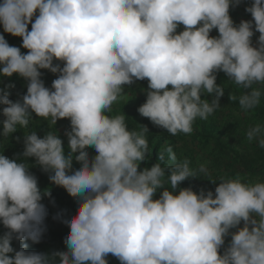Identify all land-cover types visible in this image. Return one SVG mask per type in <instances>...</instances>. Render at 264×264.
<instances>
[{"label":"clouds","instance_id":"clouds-1","mask_svg":"<svg viewBox=\"0 0 264 264\" xmlns=\"http://www.w3.org/2000/svg\"><path fill=\"white\" fill-rule=\"evenodd\" d=\"M240 3L2 0L3 31L22 38L28 51L0 35V76L27 81L16 101L0 88V136L27 129L33 113L49 129L68 119L67 152L54 127L42 138L24 132L22 157L35 158L78 208L63 221L69 227L66 250L28 251L26 241L39 243L46 231L48 211L41 201L51 193L41 191L28 163L0 153V224L7 229L0 235V264H108L109 254L120 264H264V180L237 173L219 179L214 193L179 187L208 175L207 164L193 169L168 146L158 162L141 170L149 154L148 128L130 130L124 113L111 114L125 86L147 79L138 113L173 136L191 134L197 118L206 120L221 107V71L244 89L240 109L257 108L264 96V0H252L245 8L252 19L236 24L230 8ZM213 30L217 36L210 35ZM41 70L57 74L51 88ZM202 94L214 95L209 102ZM246 138L264 149V124L249 127Z\"/></svg>","mask_w":264,"mask_h":264},{"label":"trees","instance_id":"trees-1","mask_svg":"<svg viewBox=\"0 0 264 264\" xmlns=\"http://www.w3.org/2000/svg\"><path fill=\"white\" fill-rule=\"evenodd\" d=\"M2 3V0H0ZM252 0H241L238 7L230 8V15L233 21L238 24L241 18H251L250 13L245 11L247 6H250ZM29 31L31 30V25L28 26ZM0 35H4L5 39L12 46L20 47L22 53H26L28 50L22 47V38L14 37L3 31L2 25H0ZM210 35L217 36L218 32L213 30ZM259 36V33H255L252 40L254 41ZM60 63V62H58ZM61 66L62 63H61ZM216 83L223 87L224 95L220 98V108H218L212 115H210L206 120H200L199 118L194 121L193 132L191 134L178 133L173 136L168 133L166 129L155 126L148 118L141 116L137 109L146 101V92L148 90V81L137 80L132 85L125 86L123 96L118 99L112 105V115L124 113L126 116V123L130 130L140 131L142 126L148 128V132L145 134L148 139L149 144V154L148 159L141 163V168L151 167L152 164L158 162L157 158L162 149L171 146L173 151L176 153L178 161H182L187 158L190 160V167L196 169L197 158L194 147H190L183 143L187 136L193 138L194 142L202 141L208 146L211 142L216 143V149L212 152V155L216 161L222 166L228 173V175L234 177L237 173L249 172L251 174H257L264 176V160L260 165V158L264 159V149H261L260 154L256 152L259 148L258 144L251 145L254 152H247L242 150L240 152L228 142L227 131H231L239 138L242 143L248 145L246 141V133L240 128V124L236 122L235 112L242 111L239 107L238 97L244 91V89L234 84L229 80V77L224 72H218ZM44 84L46 87L51 88L52 81L54 80L51 75L47 72L45 73ZM9 85H14V87H8ZM27 81L23 78L13 75L12 77H2L0 76V88L5 89L9 92V99L16 101L21 99L26 93ZM171 87V86H169ZM259 87V85H257ZM235 95L237 99L231 101L230 96ZM214 94H202V99H207L209 102L213 98ZM4 106L0 105V112ZM244 112V111H242ZM256 115H261L264 117V96L261 97L260 105L254 110H249ZM4 117L0 114V133L3 131V121ZM33 121L30 123L27 129H18V131L8 138L0 136V153L10 159L19 158L30 165V172L34 174L38 179V186L43 192L48 190L51 196H44L42 203L46 206L48 215L45 219L46 231L43 234L39 243H33L31 241H26L28 243V251L36 252H52L54 250H66L65 237L69 231L67 224L63 223L64 220L69 219L74 215L78 208V203L76 198L71 197L62 187H58L49 180V173L44 172L39 165L36 164L35 158L22 157L24 150L23 137L24 132L36 131L37 135L41 138L49 130H56L57 135L62 139L64 143L65 150L67 152V137L63 131L70 130V121L68 119H60L57 121L56 125L52 129H49L48 122L37 117L34 113L32 116ZM63 126H60V125ZM222 124L225 126L223 127ZM15 137H20L17 141ZM250 147V146H247ZM90 157L96 155L95 150L91 147L88 148ZM248 153V154H244ZM257 154L254 157L253 154ZM165 160L167 161V153L165 152ZM73 167L78 168L79 163L75 160L73 161ZM264 180V178H262ZM195 181L194 177L181 182L180 185H187L189 182ZM158 190L154 198H159L160 192ZM7 229L0 224V235H2ZM231 237H227L225 240V247L230 242ZM12 246L15 250H19L21 247V242L17 240L12 241ZM223 251V249H221ZM108 264H120L119 260L109 254L107 256Z\"/></svg>","mask_w":264,"mask_h":264},{"label":"rangeland","instance_id":"rangeland-1","mask_svg":"<svg viewBox=\"0 0 264 264\" xmlns=\"http://www.w3.org/2000/svg\"><path fill=\"white\" fill-rule=\"evenodd\" d=\"M251 19L252 17L241 18V20H251ZM181 30H183L182 25L180 26V28H178V31ZM256 41L257 39L253 41L254 46L256 45ZM54 63H58V61H54ZM46 72L49 75H51V77H53L54 79L57 78V74H53L48 70H41L42 73L41 79H44ZM235 118H236V122L240 124L241 130L245 131V133L247 132L249 127L254 126L257 123L264 124V117H262L261 115H256L252 112H242V111L235 112ZM60 126L63 125L61 124ZM222 126L225 127L223 124ZM63 132L65 133L66 131ZM227 134H228V142L232 145L233 148H236L240 152H242V150H246L249 153L252 151L254 152V149L251 145L253 144L257 145L255 141L249 142L246 138V141L248 142V145H246L245 143H242V141L239 138H237L236 135L231 131H227ZM183 143L187 144L190 147H194L197 158V166L198 164L206 163L208 168V175L205 176L201 174V176L194 177L195 181L189 182L187 185L182 184L179 187H191L196 192H199L200 189H204L205 191L212 190L214 193L215 187L218 186V184L220 183L219 179L232 177L231 175L230 176L228 175L227 171L222 166H220V164L216 161V159L212 155V152L216 149V143L214 141L211 142L208 146H206V143L202 142L201 140L194 142L192 137L187 136V139ZM256 152L258 153V155L260 154L261 152L260 147L256 150ZM244 154H248V153H244ZM253 156L257 157V154L255 153L253 154ZM263 160H264L263 157H261L260 165L262 164ZM143 168H141V170ZM240 175L248 181H255L257 179L262 180V178H264V176L251 174L246 171L242 172ZM211 180H217V181L215 184H213ZM178 190L179 189H177V192Z\"/></svg>","mask_w":264,"mask_h":264}]
</instances>
